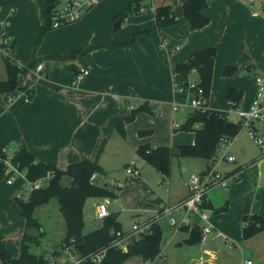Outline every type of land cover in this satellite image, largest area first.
<instances>
[{
    "label": "crops",
    "instance_id": "0c3cea01",
    "mask_svg": "<svg viewBox=\"0 0 264 264\" xmlns=\"http://www.w3.org/2000/svg\"><path fill=\"white\" fill-rule=\"evenodd\" d=\"M28 1L29 3H22L19 8L20 18L36 15L41 34L48 22L49 0ZM105 1L103 0L86 17L74 24L92 18L93 14L95 16L102 10ZM128 1L126 12L123 10L124 13L114 12L111 15V18L114 17L115 24L121 19L124 22L133 15L128 12L131 0ZM185 1L153 0L152 4L156 8L171 6L178 22L157 30L154 11L138 12L136 13V31L129 37H116L111 42H104L96 37L86 42L76 39L67 44L65 50L48 53L43 52L41 47L45 34L51 29L47 30L40 42L38 39L35 50L27 54L26 58L19 57V63L29 68L26 75L21 77V88L12 93H0V151L5 149L8 154L14 155L20 148H25L35 156L37 161L61 171H66L71 164L85 160L97 163L106 175L104 186L108 188L109 184L117 195L113 199L99 201L90 199L92 201L90 206L95 213L93 218L97 221L100 220L96 218V212L99 204L103 202H109V206H113L112 210H109L110 214H117L122 225V213L127 212L133 216H136V213H139L138 215L143 213L144 215L140 217L144 218L142 221L147 222L163 209L175 206L184 200L188 196L187 184L190 175L179 176L177 183L176 174L172 173L175 168L173 160L176 156L180 157L178 147L194 144L195 133H190L188 138L184 137L185 134H181L182 137H180L178 133L193 111L185 109L188 111L185 122L176 120V113L180 112L173 111L172 107L176 65L187 62L195 52L207 48L216 49L209 105L211 109L218 111L226 110L228 91L231 88L243 91L241 107L251 106L256 94L255 80L264 74V0H207L208 7L204 10V15L210 22L206 27L198 30H192L190 23L182 18ZM150 4L151 2L148 1L142 3L144 6ZM11 11L4 12V6L0 0V22L4 20L8 24ZM125 13H128L126 18L116 20L118 16ZM115 29L120 28L115 27ZM148 30L151 31L147 33ZM136 33L138 35L131 45L109 47L112 43L131 39ZM12 42H15V50L11 54L17 49V40ZM76 46L90 49L84 54L69 58L68 55ZM38 64L43 65L41 72H36ZM228 66L236 67L237 72L232 76H225L224 70ZM83 70L88 74L84 75ZM240 75H245L246 80L249 78L253 80V91L249 100L245 99V86L238 84ZM194 76L196 74L191 76L192 80ZM7 78L8 72L5 80ZM194 81L199 82V76ZM244 81L241 80V83ZM26 90H34L33 97L29 101L26 100ZM144 105L150 109L149 113L153 116L150 117V125L140 127L139 132L150 131L153 136L136 141V134H134L136 121L127 122V119L131 114H138L140 107ZM135 110L138 111L131 113ZM165 114L167 117L163 119ZM176 124L179 125L177 129ZM121 125L123 127H120ZM172 129L174 131L171 133V142H165L162 137L154 134L157 130L170 132ZM237 140L236 137L228 150V155L235 157V161L232 163L222 161L217 166V170L222 173L221 168L225 163H236V166L224 168L226 171L224 175L230 179L229 185L227 188L212 189L207 195L206 202L215 209L228 204L226 212L217 214L210 220L212 229L218 233V236H222V240L218 241L220 244L216 241L218 236L214 242L221 247L224 241H231V246L229 245L231 250L238 249L242 253V259L237 255L236 264H244L246 261L253 262L252 259L245 260L246 251L255 257L259 254L257 248L256 252L252 249L251 243L255 247L259 244L264 251V233L245 240L242 225L243 216L264 214L262 191L264 180H262L263 173L260 166L263 161L256 159L249 163L241 150L235 147ZM173 144H177V151L174 146L172 147ZM152 146L171 148L173 154L171 176L166 178L156 169L159 174L156 179L144 167L139 171L134 154L137 151L139 155L140 148ZM139 158L142 160L141 157ZM198 160L203 159L198 158ZM205 161L197 163L199 167L201 166L200 173L213 165L212 159ZM126 162L125 167L131 168L132 172L126 171L127 182L124 186L117 185L119 191L116 192V185L110 184L107 174L111 165H123ZM244 167L245 171L242 170L245 169ZM256 168H259V173L255 171ZM187 171V168L183 166L182 172L187 173ZM160 177L162 181L170 178L167 188L161 187L165 188L164 194L158 192L151 184ZM98 178L99 173L96 174L95 182ZM2 180H0V242L13 257L18 258L21 255L23 238L27 231L26 219L21 216V207L16 200L21 181L8 185L4 179ZM138 191L140 204L136 206ZM208 210L214 214L213 210ZM140 217L137 221L142 219ZM160 225L164 229L163 238H168L169 245L165 248L161 245L162 256L151 264H171L169 261L177 264L180 262L181 264H199L202 257L204 264H215L216 260L219 262L218 252L211 250L213 244L210 239L206 238L205 241L197 244V247L189 246L182 243L189 239L190 232L172 228L166 221H162ZM235 228L238 234L233 233ZM32 230L37 229H30L29 233ZM129 232L131 231H124V233ZM35 233L32 232V235ZM13 239H16V243ZM12 241L14 247L11 245ZM126 244L129 243L126 242ZM190 247H192L191 251L190 249L187 251L189 255L177 253ZM198 248L203 252L199 256H193ZM205 254L210 257H205ZM67 256L75 257L67 251L57 257L61 259V264L72 263L66 260ZM189 257L192 258L189 259ZM50 261L56 263L55 257H51ZM145 263L143 260V264Z\"/></svg>",
    "mask_w": 264,
    "mask_h": 264
},
{
    "label": "trees",
    "instance_id": "16d2710c",
    "mask_svg": "<svg viewBox=\"0 0 264 264\" xmlns=\"http://www.w3.org/2000/svg\"><path fill=\"white\" fill-rule=\"evenodd\" d=\"M54 0L48 1L47 25L42 29L41 37L51 27L49 26L50 10ZM140 4V3H139ZM139 4L131 1L129 13L136 14L139 10ZM208 7L207 0H186L183 4V20L190 23L192 30H198L206 27L210 20L204 15V10ZM128 13L122 14L116 20L126 18ZM156 27L159 30L163 27H170L178 22L171 6H161L156 8L155 12ZM151 30L146 31L147 33ZM138 34H134L131 39L124 42H115L109 47H124L131 45ZM108 47V46H107ZM90 49V48H89ZM89 49L82 46H76L68 55L74 58L78 54H84ZM15 50V42L8 44L5 62L8 72V78L0 81V93H12L20 89L21 77L26 75L29 68H20L19 58L14 57L11 52ZM216 57L215 48H207L205 50L193 53L187 62L179 63L175 67L174 81L181 85H186L192 71L195 69L199 76V87L204 90L205 95L209 98L213 74L214 63ZM237 72V68L228 66L224 70L225 76H232ZM29 100L32 99L34 90H26ZM184 96H180L183 99ZM243 99V91L231 88L228 91V106L224 111L211 110L206 113L193 112L187 121L181 126L180 130L195 133V142L192 145H184L178 147V155L180 157L199 158L207 161L216 155L223 140L233 141L243 129L242 122H235L229 118V108L240 107ZM150 112V109L144 105L140 107V111ZM136 114H131L127 122L133 120ZM120 127H123L122 125ZM149 131L141 134H149ZM147 151H150L147 153ZM1 153V152H0ZM140 157L147 163L156 168L164 177H168L171 173V160L173 157L170 147L140 148ZM13 162L19 165L21 170L26 171L27 178L36 181L53 171L54 177L48 188L34 191L28 195L26 199L16 197L20 207L21 216L26 219L27 231L24 234L21 255L18 258L12 254L0 242V256L8 264H57L46 259L45 257H37L29 252V244L37 241V237L30 235V229H41V225L34 218V210L38 205L48 203L53 198H57L60 210L66 222V236L63 241L62 250L55 251V255H59L65 251H69L77 258H84L91 254L99 253L103 250L106 255L102 264H124L126 260L135 256H141L145 262H153L162 256V241L164 229L160 224H155L151 228V233L134 237L129 242L126 249L114 246L122 237L129 233H124L122 225L118 220L117 214H110L89 232H85V207L90 199H107L116 198L115 192L106 186H99L96 182L91 183V177L94 174H104L97 163L85 160L71 164L66 171L56 169L46 163L37 161L35 156L25 148H20L13 155ZM239 171V170H238ZM69 178L68 185L63 184V180ZM3 179V166L0 165V180ZM206 209L214 211V214L226 212L228 204L215 209L207 202L204 204ZM243 238L250 239L260 233H264V214L245 215L242 218ZM182 231L190 232V237L182 244L197 245L203 241L201 228L198 224L194 227H183ZM41 234V233H40ZM39 242V241H37ZM80 264H95L89 260Z\"/></svg>",
    "mask_w": 264,
    "mask_h": 264
},
{
    "label": "rangeland",
    "instance_id": "374dc122",
    "mask_svg": "<svg viewBox=\"0 0 264 264\" xmlns=\"http://www.w3.org/2000/svg\"><path fill=\"white\" fill-rule=\"evenodd\" d=\"M1 1L4 6V12L12 10L11 13L9 12L10 17H11L10 22L8 24H6V21L4 20L0 22V26H1L0 81H3L7 77L6 62H5V56L7 55V51L4 45L7 43L11 44L12 41L16 39L17 49H16V52H14L12 55H14L16 58H19L20 56H22V58H26L27 54H30L33 50L37 48V41L41 37V34H40V25H39L40 23L36 15H29L28 17L20 18L21 10L19 12V8L21 7L22 3H29L28 0H1ZM128 2H129L128 0H106L105 3L102 5L104 6L102 10L99 11V13L95 14V16L93 14L92 18L85 19L79 24H72V25H69V26H66L60 29H54V30L51 29L49 32L45 34L43 44L41 45V47L43 48V52L49 53L53 51H63L67 47V44L72 42V40H76V39L86 42L87 40L93 39L96 37V39H101L104 42H111L116 37H120V38L129 37L132 34V32L136 31V14L129 16L122 23V27L120 29H115L114 27L115 23L113 22L114 17L111 18V15L114 12H118V14L123 12V10L124 12H126L128 9ZM197 77H198L197 75L194 76L193 77L194 80H197ZM240 79L244 81L247 78L245 77V75H240V77L238 78V84L240 86L242 84L245 86V89H246L245 99L249 100L252 94V91H253V85H252L253 80L249 78L248 80L241 83ZM242 110L243 111L250 110V105L247 108H243L241 107V105L240 107H237L234 109L229 108L230 119L235 122L240 121V117L238 114ZM187 114H188V111H185V110L176 113V120L182 123L185 122ZM151 116H153L151 113L142 110L138 114H136L135 117H133V120L136 121V131L134 132V134H136V141H138V139H146V138L153 136V133L150 131H149L150 132L149 134H141L142 132H146V130L139 132L140 127L150 125ZM165 117H167V114L163 116V119H165ZM257 124L260 130L259 135L262 139H264V132L262 131L263 125L262 123H257ZM166 128H168V126ZM173 131H174L173 129L170 132L157 130L154 134L156 136L162 137V139L165 140V142H171V133H173ZM178 133L180 137H182L181 134L183 135L185 134L184 137L188 138L189 134L192 132H186V131L181 130V131H178ZM237 139H238L237 140L238 142L235 147H237L238 150H241L242 155H244V157L247 158V160H249V163L256 159L263 161V163L260 166L262 168L261 173H263L262 180H264V158L261 156L262 151H261L260 146L251 137L249 129L247 127H243V129L237 136ZM232 142L230 143L231 147L233 145ZM173 146H174V149L177 151V144H173L172 147ZM151 148L153 149L154 146H152ZM9 155H11V153H9ZM134 156H136V165L139 168V171H141V168L144 167L147 171H149L157 179L159 174L156 168H154L150 164L145 163L143 159L141 160L139 158L140 156L138 155L137 151H136V154H134ZM199 161L203 163V161L205 160L204 159L198 160V158H190V157L189 158L188 157H178V156L174 157L173 165L175 166V168L173 169L174 172L172 173L176 174L177 183L179 182V179H180L179 176L181 175L184 177L186 176V174L187 175H191V174L199 175L200 168H201V166L199 167L197 165ZM226 163H230V162H226ZM226 163L225 164L223 163L224 165L221 168V170H223L224 172V173L222 172L223 175L226 172L224 171V168H230V166H236V163L235 164H226ZM125 164H127V162L124 163L123 165L122 164L121 165H116V164L111 165L110 164L111 165L110 171L107 174V177L109 178L110 184L116 185L115 186L116 192L119 191V188L117 187V185L121 184L122 186H124L127 182L125 173L129 169V167L126 168ZM183 166L187 168L188 170L187 173L182 172ZM242 170L245 171L246 168ZM255 171L259 173V168H256ZM23 172L26 173L25 170H23ZM250 175L252 176V174ZM168 179H166L165 181H162L160 177V179L158 178V180L152 181L151 184L154 186V188L158 192H161L164 194V191H165L164 189L167 188L169 184ZM69 181H70L69 178H65L63 180V184L68 185L67 183ZM105 182H106V175L99 174V178L97 179V182H96L97 185L104 186ZM162 186L165 188L162 189L161 188ZM23 187L24 189L28 190L27 184L24 185ZM262 191L264 193V188L262 189ZM138 194H139V191L136 192V206L140 204L138 202V199H139ZM96 200L99 201L100 199L98 198ZM91 203L92 201L89 200L85 207V213H84L85 222H86L85 232L91 231L93 227H95L99 223V221L93 218L95 213H94L93 208L90 206ZM109 208H110L109 210H112L113 206H109ZM222 213H219V214H222ZM138 214L136 213V216H133L127 212L122 213L121 221H122L123 230L125 232L132 231L135 221L136 223L137 222L144 223V221H142L144 218L140 217V216H143L144 214L143 213H140L142 215H138ZM209 214H210V220L211 218L214 219L217 216V214H213L211 211H209ZM33 215H34V218H36V220H38V222L40 223L41 229L39 230V232L37 230H32V232H36L35 235H32V232H30L31 233L30 235L37 237L38 238L37 241L39 242L37 241L30 242L29 252L32 255H35L37 257H45L46 259L55 257L56 263L61 264V259L58 258L57 255L54 254V252L58 250L59 251L62 250L63 241L66 236V222L60 210L58 199L53 198L48 203L38 205L35 208ZM139 217L142 219L137 221ZM200 223H203V222H200ZM233 233L238 234V230L235 228ZM217 236H218V233L215 230H213L212 233L207 236V238L210 239V241L213 244V249L211 250L218 252L217 256L219 257V262H217L216 260L215 264H236L237 255L242 259V253L238 249L231 250L229 246L231 244V241H227V242L224 241L221 247H218L214 242V239ZM167 239L168 238L166 237L163 238V241H162L163 248L169 245L167 242ZM13 240L16 243V239H13ZM251 244H252V249L255 250L256 252V248H257V250L259 251V254L256 255L255 257L250 252L246 251L245 260L252 259L254 264H264V251L261 249L259 244H257L256 247L253 243ZM11 245L13 247L15 246L13 241ZM189 249L191 251L192 247L187 248V250H184L183 252H177V253H186L187 255H189V253H187ZM173 252H175V250ZM202 252L203 251H200V248H198L197 253L193 256H199ZM205 257L209 258L210 255L208 256V254H205ZM191 258L192 257H189V259ZM165 259H167V257H165ZM170 259L172 260V255H170ZM66 260L68 262L73 261V259L70 256H67ZM151 263L152 262H146L145 264H151ZM169 263L177 264L176 262H171V261H169ZM181 263L182 262H180L179 264ZM124 264H143V260L141 256H135V257H132L126 260Z\"/></svg>",
    "mask_w": 264,
    "mask_h": 264
},
{
    "label": "built area",
    "instance_id": "2783aa9c",
    "mask_svg": "<svg viewBox=\"0 0 264 264\" xmlns=\"http://www.w3.org/2000/svg\"><path fill=\"white\" fill-rule=\"evenodd\" d=\"M103 0H54L53 6L50 10L49 26L51 29H58L64 26H68L79 22L83 19L91 10H93L98 4ZM134 4H139L138 12H145L147 10L156 12V7L152 4L153 0H131ZM151 2L148 6L142 5L144 2ZM1 33V26H0ZM9 43L5 44L4 47L7 51V46ZM179 49V48H177ZM19 67L23 66L18 63ZM43 70V65L38 64L36 67V72H41ZM84 75L88 74L87 71L83 70ZM197 75V71L194 69L190 75V78L186 85H181L174 81L173 92V111H182L185 109H191L193 112L206 113L211 109L209 105V98L205 95L204 90L199 87V82L191 79L192 75ZM79 77L77 78V80ZM256 94L253 102L248 111H240L239 117L242 122L243 127H247L250 131L251 137L261 148V156L264 158V139L259 135V127L257 123H262V131L264 132V74L260 75L255 80ZM180 96H184L180 99ZM26 100L29 101V96L26 91ZM230 118V112H229ZM175 128H179L176 124ZM232 141L225 139L222 141L216 155L212 158L213 165L206 171L200 173L199 175L192 174L189 177L187 184L188 196L172 207H167L162 211L158 212L153 218L147 222L134 224L132 231L122 237L117 241L114 246L120 247L122 249L127 248L126 242H130L132 238L139 237L151 233V228L155 224H160L162 221H166L168 225L175 229H182L183 227H194L198 224L201 228L203 241L206 240L207 236L213 231L212 225L210 223L209 210L204 207L206 203V198L208 193L217 187L227 188L229 185V178L224 176L217 170V166L222 161L234 162L235 157L228 155V150L230 143ZM154 147L153 149H156ZM0 165L3 166V179L8 185H14L17 181H21V186L16 194L19 199H26L28 195L34 191H39L49 187L52 178L54 177V172L50 171L43 178L36 181H31L27 178L26 173L20 169L19 165L13 162V155H9L5 149L0 151ZM150 151H147L149 153ZM131 173V168L128 169ZM96 174L91 177V183L94 184ZM28 185V190L24 189V185ZM27 195V196H26ZM26 196V197H25ZM110 215L109 202H103L99 204L96 218L98 220H103ZM203 222V223H200ZM231 246V245H230ZM107 250H103L96 254H91L84 258H77L76 256H71L73 258L70 264H80L83 261H91L95 264H102L103 259L106 255ZM69 252V251H67ZM72 254L71 252H69ZM74 255V254H72ZM0 264H8L0 256ZM200 264H204V259H200ZM244 264H253L252 261H246Z\"/></svg>",
    "mask_w": 264,
    "mask_h": 264
},
{
    "label": "water",
    "instance_id": "95a60500",
    "mask_svg": "<svg viewBox=\"0 0 264 264\" xmlns=\"http://www.w3.org/2000/svg\"><path fill=\"white\" fill-rule=\"evenodd\" d=\"M122 23H123V20L121 19V20H119L116 24H115V27H117V28H121L122 27ZM138 110H135V111H133L132 113H135V112H137ZM107 184H108V181H107ZM108 189H110L111 191H112V187L108 184ZM220 240H222V236H218L217 237V239H216V241L218 242H220ZM218 242V243H219ZM220 244V243H219Z\"/></svg>",
    "mask_w": 264,
    "mask_h": 264
}]
</instances>
